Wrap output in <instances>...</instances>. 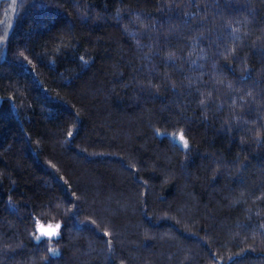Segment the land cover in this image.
<instances>
[{"label":"trees","instance_id":"trees-1","mask_svg":"<svg viewBox=\"0 0 264 264\" xmlns=\"http://www.w3.org/2000/svg\"><path fill=\"white\" fill-rule=\"evenodd\" d=\"M0 264H264V0H1Z\"/></svg>","mask_w":264,"mask_h":264},{"label":"snow or ice","instance_id":"snow-or-ice-1","mask_svg":"<svg viewBox=\"0 0 264 264\" xmlns=\"http://www.w3.org/2000/svg\"><path fill=\"white\" fill-rule=\"evenodd\" d=\"M179 142H183V147L184 148H187L188 147V144H187V141L185 140V138L183 137V135H181L179 137ZM60 228V225L59 224H56L54 227L49 225L48 229L47 230H43L40 232V236L41 237H49V238H52V237H55L58 235V229ZM38 239L40 237H37Z\"/></svg>","mask_w":264,"mask_h":264},{"label":"rangeland","instance_id":"rangeland-1","mask_svg":"<svg viewBox=\"0 0 264 264\" xmlns=\"http://www.w3.org/2000/svg\"><path fill=\"white\" fill-rule=\"evenodd\" d=\"M182 134L181 133H179V134H174V135H172V137L174 138V140L175 141H177L182 147H183V142H179V137L181 136ZM184 137V136H183ZM185 138V137H184ZM186 140V139H185ZM187 141V140H186ZM187 144H188V142H187ZM39 237H41V236H39Z\"/></svg>","mask_w":264,"mask_h":264},{"label":"water","instance_id":"water-1","mask_svg":"<svg viewBox=\"0 0 264 264\" xmlns=\"http://www.w3.org/2000/svg\"><path fill=\"white\" fill-rule=\"evenodd\" d=\"M0 5H1V0H0ZM51 226H52V225H51ZM48 227H49V225H48V226H43L42 231H43V230H47ZM53 227H54V226H53Z\"/></svg>","mask_w":264,"mask_h":264}]
</instances>
